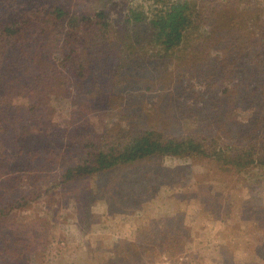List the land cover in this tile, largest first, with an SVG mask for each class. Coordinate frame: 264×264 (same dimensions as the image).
<instances>
[{"label": "rangeland", "instance_id": "obj_1", "mask_svg": "<svg viewBox=\"0 0 264 264\" xmlns=\"http://www.w3.org/2000/svg\"><path fill=\"white\" fill-rule=\"evenodd\" d=\"M175 1L105 0L94 26L106 42L80 75L68 47L78 53L87 22L72 17L103 0H0V12L35 9L39 21L58 5L68 13L55 20L61 40L43 43L46 85L26 76L28 94H17L21 75L15 88L0 78V264H264V161L165 153L76 172L90 150L120 149L148 129L211 152L264 146V0H189L185 45L143 55L126 13L142 3L151 17ZM121 50L142 59L129 72Z\"/></svg>", "mask_w": 264, "mask_h": 264}, {"label": "trees", "instance_id": "obj_2", "mask_svg": "<svg viewBox=\"0 0 264 264\" xmlns=\"http://www.w3.org/2000/svg\"><path fill=\"white\" fill-rule=\"evenodd\" d=\"M103 1L104 2L97 4L98 8L95 10L96 12L94 15H92L91 12L83 11L82 14L72 17V20L77 19L82 22L83 20L87 22L83 30H78V38L74 40L76 45L82 44L80 50L78 48V53L75 52L74 48L72 50V48H69L67 45H63L64 49L68 47L69 54L74 51L75 56H68V59H71L75 67H77V59H82L80 67H77L78 74L80 73V75L83 74L84 70L82 71V69L87 67L84 66L83 61H88L90 64L93 63V60L99 54V48L106 42L103 33L105 30L101 28L99 30L101 32H99L94 26L98 23L99 17L107 10L106 7L109 2L105 3V0ZM2 10L3 11L0 12V78L3 77L4 80L2 81L5 84H11V87L15 88L12 84L13 80L11 77L14 74L21 75L20 78L24 79L20 83V87H18L19 91H17V94L24 93L27 95L28 90L24 89L22 85L23 82L30 84L31 82L28 81L26 76L33 77V85L35 83L37 84L35 87H42L50 81V77L42 78L46 72L52 74L54 71L52 66H48L51 65L50 51L48 46L43 43L48 44L54 40H59L60 35H63L64 32L55 29V20L58 19L63 21L67 19L68 13L65 7L58 5L55 10L48 9L44 14L45 19L39 21L36 17V13L39 12H36L35 9H32L31 12H25V9L21 7L18 9L14 8L13 12H10L3 7ZM47 14L49 17L50 14H54L53 18H46ZM48 21L50 22L49 24ZM123 21L125 23V30L131 29L132 32L134 31L135 33V43H133V45L137 44V42L145 44V46L142 47L143 50L146 49L147 51L143 54L145 56L148 55V49H152V51L155 52L163 51L166 57L170 52L179 49L181 45H185V39L189 37L190 31L193 29L194 25H196L192 22V6L189 0H176L167 8L161 9L159 12L157 11L155 15L152 14L151 17L147 16L145 7L142 3L136 4L130 7ZM143 26H145L150 33L148 32V34H146L145 30H143ZM69 38L70 37L67 36L65 39L67 40ZM131 38L134 39V36L132 35ZM145 41H148V43H145ZM148 44L151 47L145 48ZM123 51L124 50H121L119 53L121 59V61L119 59V63L124 67V72H129V68L126 67H129L131 62L142 59H139L137 56L133 57L132 53H130L131 55H124ZM112 57V63L118 60L114 55ZM152 60L153 58L151 56L148 57V62L154 65ZM192 66L197 68L193 70L194 74L198 72V70H202V66L198 61H194ZM124 72H122V74ZM111 77L114 78V75ZM111 77L108 80H111ZM151 81L152 80H150V82ZM146 85L149 86L150 84ZM38 92L41 93L40 90H38ZM87 145L89 144L87 143ZM93 147H95V144ZM230 147L231 148H228L226 151L221 152L220 150L216 152V149L214 150L211 147V152L207 144L200 142L194 136H186L185 138L165 136L161 132L148 129L136 134L120 149L106 150L96 148V150H90L88 152L90 158L87 157L81 163H78L76 172L90 173L93 171H103L119 166L120 164L132 163L146 157H154L165 153L177 155L198 152L204 155L210 154L215 158L224 160L230 151H236L232 153L233 155L237 154L236 157H234L235 164L240 163L248 165V163H261L264 161V158L260 161L262 155L261 151L264 152V146L261 150H256L254 148H239L232 145H230ZM244 157L246 158L243 159ZM228 160L231 161L230 159ZM130 249L131 247L126 248V253H128Z\"/></svg>", "mask_w": 264, "mask_h": 264}]
</instances>
